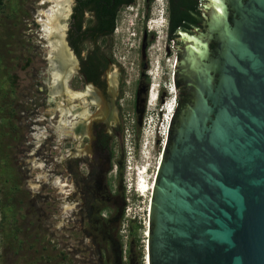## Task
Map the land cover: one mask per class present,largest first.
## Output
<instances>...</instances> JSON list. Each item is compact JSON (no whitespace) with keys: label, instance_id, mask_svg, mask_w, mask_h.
I'll return each mask as SVG.
<instances>
[{"label":"rangeland","instance_id":"1","mask_svg":"<svg viewBox=\"0 0 264 264\" xmlns=\"http://www.w3.org/2000/svg\"><path fill=\"white\" fill-rule=\"evenodd\" d=\"M38 3L0 0V264H148L151 186L166 149L164 106L174 97L177 60L168 0H135L118 13L109 40L107 72L118 91L108 158L93 155L82 169L69 160L52 172L77 188L69 202L79 205L66 221L55 190L41 184L35 194L29 187L35 175L28 160L32 126L55 107L53 92L62 89L52 75L63 60L56 48L67 47L76 64L69 45L75 0H65L50 50L41 39ZM43 153L44 147L36 157Z\"/></svg>","mask_w":264,"mask_h":264},{"label":"water","instance_id":"2","mask_svg":"<svg viewBox=\"0 0 264 264\" xmlns=\"http://www.w3.org/2000/svg\"><path fill=\"white\" fill-rule=\"evenodd\" d=\"M202 2L204 29L188 34L175 63L174 80L180 65L192 103L171 120L147 261L264 264V0ZM58 48L64 61L55 69L71 75L67 47Z\"/></svg>","mask_w":264,"mask_h":264},{"label":"flooded vegetation","instance_id":"3","mask_svg":"<svg viewBox=\"0 0 264 264\" xmlns=\"http://www.w3.org/2000/svg\"><path fill=\"white\" fill-rule=\"evenodd\" d=\"M111 1H112V5L116 4L118 1H122V5H121L122 7H120V10L123 7L131 6L125 4L128 0H111ZM76 5H77V0H75V4L73 6L72 16H74L75 14ZM85 17L86 19L90 18L95 21L98 20L97 13L94 10H89V12L85 14ZM74 21L75 20L72 17V22H73L72 29L75 23ZM205 22H206V16L204 13V9H202V20L196 26L192 27L191 30L173 32L171 36L168 35L169 40L173 41L176 44L174 48H175L176 57L179 58V62L184 57L185 48L187 47L186 44L187 39L190 38L189 36L194 37L198 33V31L203 30ZM169 29H170V25H169V14H168V31H167L168 34H169ZM112 35H107V34L98 35L94 39V41L92 42L89 41L85 44L86 49H83L80 54L76 52V50L70 44V40H69V45L76 59V64H75L76 71L72 72V74L70 75L71 76L70 81H73L74 84L78 83V86L76 85L77 89L74 91L86 92L84 93V96H80L78 99L75 100V104L78 105L77 112L86 113L84 117L83 116L80 117V119L84 122V129H81L80 135L82 138L81 148H84V150H86L85 151L86 154L88 155H86L85 160H82L81 158L77 160L76 159L72 160V161H77V163H79V168L81 169L83 165L86 164L85 163L86 160L92 161L93 155L96 157L103 156L104 159L108 158V148H109L110 134H111L109 126L112 127V123L114 121V119H111V117L112 116L114 117L115 115V111H113L114 97L117 95V91H118V86H116L115 83H112L113 80L108 75L107 72L109 66L113 62V57L111 56L109 51V40L111 39ZM216 47H217L216 42L212 41L210 44V49L212 54H215ZM180 72L181 69L179 65V69L176 70V79L174 80V83H176V80H178V85L175 84L177 96L182 95L185 98V99L183 98V104L186 107L192 103V95L188 90V83L186 82L185 78L182 75H180ZM76 77H79V80H75ZM89 86H91V90L89 93H87L88 90L87 87ZM59 116L60 115L58 114V117L56 118L59 119ZM110 120L112 121L111 123ZM44 128L47 129L46 127ZM50 138L51 137H48L46 139L48 140V143L40 148L41 150L44 147V153L41 156L44 157L42 160L45 161L46 159L45 161L46 164H48L49 166L51 165V168L53 169L52 171H56V168L54 166H58V165L62 166V164L61 161L57 160L58 159L57 156L59 155L58 154L59 152L57 149L55 150L53 148V146H55L53 145V141L49 142ZM65 139L64 142L66 141L65 143H67L69 140L68 139L65 140ZM46 147L48 150L47 149L45 150ZM53 152H56V154ZM50 159L52 160L50 161ZM59 187L60 186H57L56 188L59 189ZM76 193L77 191H74L69 195L73 196L76 195ZM73 200L76 203L75 206L79 205V203L76 202L74 198Z\"/></svg>","mask_w":264,"mask_h":264},{"label":"bare ground","instance_id":"4","mask_svg":"<svg viewBox=\"0 0 264 264\" xmlns=\"http://www.w3.org/2000/svg\"><path fill=\"white\" fill-rule=\"evenodd\" d=\"M64 2L65 0H39L38 3V6L42 8L38 15V22L42 27L41 39L46 41V47L49 50L50 48L54 49L56 47L53 34L55 30L59 28V17L61 16V10L64 8ZM60 44L61 46L66 45L63 40ZM50 52H52V49ZM52 75L54 77V84L56 85L57 83H62L63 87L61 86L62 89L60 88V91L57 90L56 92H53L54 94L52 99L55 107L45 113L43 117H40L37 123L32 126V148L29 153L30 158L28 163L30 167L28 170H30L35 176H33L34 180L30 181L31 183H29V187L35 194L38 193L41 184H47L55 190L57 197H59L58 200L60 202V210L62 211L64 220L66 221L71 215H73L74 209L76 208L75 204H71V201L69 202L71 197L69 194L77 191V188L72 184V186L68 188L70 186L68 181L62 179L61 175L52 173L53 169L51 166H48L44 160L38 159L36 154L43 145L48 143V140L46 139L51 137L53 138V145H55L53 148L55 150L57 149L59 152H57L59 154L57 156V160L61 161L62 164H66L69 160L86 158V155L88 154H86V150H84V148H81L82 138L80 135L81 129H84V122L80 119V117H84L86 113H78V105L75 104V100L80 96H84V93L86 92L70 90L67 82L71 76L61 68L59 71L54 68ZM87 89V93H89L91 86L87 87ZM155 90L156 86L154 85L152 86V90L150 92V103L154 101ZM56 112L60 114L58 120H56L57 116L54 115ZM114 118L115 115L114 117H111V119ZM65 138L69 140L67 143H65L66 141L64 142ZM145 181L146 180H144V183ZM57 186H60L59 189L56 188ZM152 188L153 187L151 186V189ZM146 263H148V261Z\"/></svg>","mask_w":264,"mask_h":264},{"label":"trees","instance_id":"5","mask_svg":"<svg viewBox=\"0 0 264 264\" xmlns=\"http://www.w3.org/2000/svg\"><path fill=\"white\" fill-rule=\"evenodd\" d=\"M135 0H128L125 4L132 5ZM205 0H168L169 11V36L173 32L189 31L202 20V9L206 8ZM207 1V0H206ZM122 1H118L112 5L111 0H77L75 7L73 29L70 31V44L78 54L86 49L85 44L100 34L112 35L116 30V19L119 13ZM89 10L97 13L98 20L85 17ZM178 85V80H176ZM183 96L177 97V108L174 118L177 117L180 110L185 108L183 104ZM185 99V98H184ZM174 119H172L173 121ZM172 133L169 130L167 144L170 143Z\"/></svg>","mask_w":264,"mask_h":264},{"label":"built area","instance_id":"6","mask_svg":"<svg viewBox=\"0 0 264 264\" xmlns=\"http://www.w3.org/2000/svg\"><path fill=\"white\" fill-rule=\"evenodd\" d=\"M174 103L172 102V100L169 101V103H167L165 105V109H168V111L166 112L165 111V114H164V117L163 119L165 120L163 122V125H164V130L162 132V137H163V140H162V144L164 145V147L166 146L167 144V140H168V132H169V128H170V125H171V120H172V117L174 115ZM171 109H170V108Z\"/></svg>","mask_w":264,"mask_h":264},{"label":"clouds","instance_id":"7","mask_svg":"<svg viewBox=\"0 0 264 264\" xmlns=\"http://www.w3.org/2000/svg\"><path fill=\"white\" fill-rule=\"evenodd\" d=\"M169 93L170 94H172V95H174V97H172L171 98V100H172V102L174 103V110H176V108H177V97H176V90H175V87L173 86V87H170V89H169ZM155 98H157V94H156V96H154ZM165 109V108H164ZM174 113H175V111H174ZM165 120L163 119V122H164Z\"/></svg>","mask_w":264,"mask_h":264}]
</instances>
